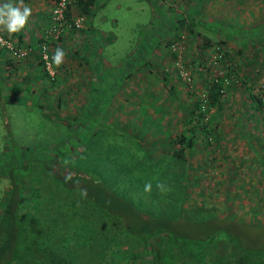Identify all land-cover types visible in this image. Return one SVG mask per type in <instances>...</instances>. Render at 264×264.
<instances>
[{
    "label": "rangeland",
    "instance_id": "1",
    "mask_svg": "<svg viewBox=\"0 0 264 264\" xmlns=\"http://www.w3.org/2000/svg\"><path fill=\"white\" fill-rule=\"evenodd\" d=\"M119 2V9L109 3L100 10V15H116L114 26L108 22L101 28L114 30L117 40L102 47L100 56L110 57L109 63L97 59L91 63L93 76L98 79L93 87L86 71L79 72L78 57L84 52L79 48L83 40L80 29L64 35L51 47L52 56L57 47L66 52L59 67L53 64L52 78L30 56L14 59L10 55L13 64L3 62L0 201L10 186L8 166L11 175L25 176L35 172V164L45 165L44 169L47 163L56 164L61 171L62 161L70 160L80 174L90 179L101 176L135 207L162 203L165 191L156 185L164 182L168 190L183 175L186 216L229 214L264 225V107L260 111L255 107L256 98L261 103L264 97V0H170L166 5L170 9L163 14H171L175 30L170 34L171 41L152 50L151 56L150 50H145L146 31L156 29L152 38L147 37L156 40L163 34L160 28L166 19L157 11L151 12L147 0ZM192 4H198L195 10L190 8L199 17L198 24L209 20L203 21L202 30L213 39L209 48L201 49L206 43L192 30L194 26L187 31ZM96 16L94 24L98 22ZM209 23L216 28L225 25L250 29L260 24L263 28L252 34L226 31L212 37ZM11 39L20 45L28 43ZM28 61L38 64L43 77L31 82L30 90L22 87L25 80H17L23 70L33 68ZM178 64L187 72L185 75L179 73ZM228 68L233 72L222 85L220 109L212 108L206 114L207 127L214 134L206 135L210 143L193 125V144L185 149V159L172 156V140L179 131L187 130L185 118L195 97L204 96L212 75L224 74ZM3 73H8V79ZM156 172L155 190L145 192V184L153 183L152 174ZM40 187V183H32L26 185V191H38ZM152 192L156 193L153 200ZM71 200L80 208L82 202L76 196ZM81 207L85 212L86 206ZM89 218L95 227L93 238L98 240L99 220L95 215ZM127 242L132 245L130 240Z\"/></svg>",
    "mask_w": 264,
    "mask_h": 264
},
{
    "label": "trees",
    "instance_id": "2",
    "mask_svg": "<svg viewBox=\"0 0 264 264\" xmlns=\"http://www.w3.org/2000/svg\"><path fill=\"white\" fill-rule=\"evenodd\" d=\"M77 2L84 12L88 1ZM66 15L71 16L68 9ZM213 28L223 26L208 27ZM238 28L228 27L226 31L252 34L263 24ZM79 29H67L56 40L49 41L50 52L69 31ZM41 41L42 30L36 41L27 43L32 52L26 55L35 54L40 66L37 49ZM226 71L212 75L204 96L195 97L185 118L187 130L179 131L172 140L173 149L169 151L172 156L185 159V149L193 144V125L204 132L210 143L206 135L214 134L207 127L206 114L212 108L220 109L223 80L231 79L233 72L230 68ZM255 101L260 111L264 106L258 98ZM64 161L61 171L56 164L47 163L46 169L45 165L35 164V172L25 176L11 175L7 165L10 186L0 201V264H264V225L244 222L229 214L186 216L183 175L180 181L170 182L172 186L164 192L162 203L140 208L110 188L101 176L90 179L80 174L77 166L69 164L70 160ZM154 174L152 186L157 180V172ZM32 183L45 188L27 192L26 185ZM155 195L152 192L150 198L153 200ZM73 196L82 202L80 208L72 202ZM81 205L86 206L85 212ZM89 215L99 220L98 240L93 238L95 227ZM251 228L255 231H250Z\"/></svg>",
    "mask_w": 264,
    "mask_h": 264
},
{
    "label": "crops",
    "instance_id": "3",
    "mask_svg": "<svg viewBox=\"0 0 264 264\" xmlns=\"http://www.w3.org/2000/svg\"><path fill=\"white\" fill-rule=\"evenodd\" d=\"M53 1L54 0H23L24 5H27L32 9V14L29 17V20H28L26 27L23 30H21L20 32L12 34L10 36L11 37H17L18 40H24L23 42L27 41L28 43L36 41V39H38V37H39V34H40L43 26L48 22V16H49V12H50V9L52 7ZM77 1L78 0H72L68 5V13L71 16L77 14L78 12L79 13L81 12L80 8H79V4ZM87 1H88V5L86 7V10L84 12L80 13L83 15L85 23H84V27L82 29H80L82 31L81 35L83 36V38H82L83 40L81 41L82 45L79 48H83L84 52H83L82 56H80V58L78 57V59L81 60V63H80L81 65H79V66H81V67H79V72H85L86 71L85 74L88 75V78L90 79V81L93 82L92 83V87H93V84L95 82L98 83V79L93 76L92 72L94 69H93V67L90 66L91 63H94L96 61V59H97L96 62L104 61V62L109 63L110 57H105L103 55V58H102L100 56V53L102 51V47L107 45V44H111L110 42L115 43L117 40V35L115 34L114 30L105 31L103 28H101L103 25H105L108 22H110L111 26H114L116 24V20H117L116 15H113V13L108 14V12H105V11L104 12H105V14H107V16H105L103 14L100 15V10L103 9L104 7H106L107 4H109V3H111L112 6L114 7V9L116 10L117 8L119 9V4H121V3L119 2L120 0H87ZM169 1L170 0H147V8H149L151 10V12L154 11L155 14H156V11L159 12L157 14L161 15V14H163V12L166 13V11H168L170 9V8L166 9V7H167L166 5L170 4ZM3 2H5V0H0V3H3ZM13 2L17 3L18 0H13ZM191 7L192 8L194 7L193 10H195L198 7V4L197 5L192 4V6L190 5V7L188 8V12L192 13L191 14L192 18H189V23L191 24V26L188 27L187 31H190L189 29H191V27L194 26V29H192V30L195 31V33L200 35L201 42L206 43V46L204 45V47H202L201 49H205L207 47L209 48L211 40H213V39H211V37L209 35H205L204 33H202V30L205 27V25L203 23L200 24V22H199V24L201 25L200 26L197 23L199 17L197 15H195L193 12H191V10H190ZM142 8L143 7H140V9H142ZM165 13L163 14L162 17L165 18L166 20L164 21V25H162V27L160 28V32H163V34L158 36V38L156 40H155V37H154V39L150 40L152 38L151 36L153 34H155V32H156V29L153 28L151 30H147L146 31L147 34L144 36V37H146V39L144 40V42L146 44L145 50L146 49L150 50V53L148 54V56L149 55L151 56L153 54V53H151L152 50L160 49V47L162 46L163 43L171 41L170 34H172V32H174L176 24H174L173 17L170 16L171 14L168 12L165 15ZM96 14H97V16H96ZM153 15H154V13H153ZM95 16L98 19L97 24H94V22H93V19ZM167 21H169V22L167 23ZM203 21L208 22L209 20L203 19ZM210 22H212V21H210ZM195 25L199 26L201 29L196 28ZM222 26H223V28H219L218 30H215L213 28L212 30H208V31H211V34H212L211 36L213 37L217 33L226 32V29H228V27L229 28L234 27V26L225 27V25H222ZM80 30H77V31H80ZM0 32L9 36V34L6 31L0 30ZM71 32L72 31L68 32L69 35H71ZM226 33H228V32H226ZM149 36L151 37L150 39L147 38ZM164 36H166V37H164ZM216 37L218 39V36H216ZM60 41H62V39ZM137 41L143 42V40H141V39H138ZM77 42H79V41L76 38V43ZM149 42H150V44L151 43L152 44L149 45V47H148ZM83 43H84V45H83ZM78 45H80V44L77 43L76 46H78ZM75 50H77V49H75ZM154 56H156V55H154ZM29 58H31V59L35 58V54H31ZM145 59H146V57H144V60ZM144 60H142V62ZM3 62H5V63L7 62L9 65H11V63L13 64V60L11 59L10 54L6 55V54L2 53L1 49H0V64L2 63L1 64L2 67L0 66V71H2V68L4 65ZM28 62L31 63L33 68L31 67V69H26L25 71L23 70L20 73L21 76L19 75L20 77H18V79H17V80H21V81H22V79L25 80L24 82H26V85L22 86V87L23 88L26 87V89H28L29 86H32L31 82H33V81L37 82L41 78H43L41 76V74H39V72H38L40 69L37 66L38 64L32 63L31 61H28ZM28 62H26V64ZM82 64H84V65H82ZM76 65H78V63ZM26 66L28 67V64ZM76 72H77V70H76ZM130 73H131L130 76H132V71H130ZM30 75H31V77H30ZM3 76L8 79L9 75H8V73H6V74L3 73ZM123 79H124L123 75H121V80H123ZM117 88H116V91L118 90ZM148 89L150 90V88H148ZM29 90H30V88H29ZM149 90H148V93H149ZM31 92L33 93V91H31Z\"/></svg>",
    "mask_w": 264,
    "mask_h": 264
},
{
    "label": "built area",
    "instance_id": "4",
    "mask_svg": "<svg viewBox=\"0 0 264 264\" xmlns=\"http://www.w3.org/2000/svg\"><path fill=\"white\" fill-rule=\"evenodd\" d=\"M72 0H54L52 7L49 12L48 22L42 28L43 41L38 44L37 54L39 56L40 62L44 71L49 75V77L54 74V66L51 61L52 54L50 52L49 41L56 40L61 32L67 29H78L83 25V15L77 13L72 16L66 15V10L68 9V4ZM0 48H5L9 51L10 55L14 59H19L25 57L32 52L31 46L28 44L20 45L17 44L14 39L9 38L5 34L0 32ZM179 73L185 75L184 69L178 64ZM227 82L226 79L223 80V84ZM222 84V85H223ZM261 103L264 106V97H261Z\"/></svg>",
    "mask_w": 264,
    "mask_h": 264
},
{
    "label": "clouds",
    "instance_id": "5",
    "mask_svg": "<svg viewBox=\"0 0 264 264\" xmlns=\"http://www.w3.org/2000/svg\"><path fill=\"white\" fill-rule=\"evenodd\" d=\"M32 14V9L24 5L23 0H18L14 3L13 0H5V2L0 3V30L6 31L9 35L15 34L23 30ZM66 56V52L57 47L51 58L52 63L59 67ZM70 179V177H66ZM156 187L160 191H166V186L163 183H158ZM152 184L148 182L144 186L145 192H151ZM86 194V190H85Z\"/></svg>",
    "mask_w": 264,
    "mask_h": 264
}]
</instances>
